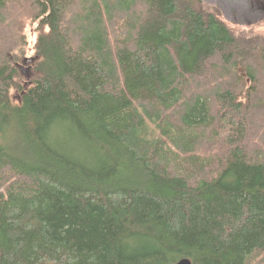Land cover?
I'll return each mask as SVG.
<instances>
[{"label": "trees", "instance_id": "trees-1", "mask_svg": "<svg viewBox=\"0 0 264 264\" xmlns=\"http://www.w3.org/2000/svg\"><path fill=\"white\" fill-rule=\"evenodd\" d=\"M183 258L264 264V35L198 0H0V264Z\"/></svg>", "mask_w": 264, "mask_h": 264}, {"label": "water", "instance_id": "water-1", "mask_svg": "<svg viewBox=\"0 0 264 264\" xmlns=\"http://www.w3.org/2000/svg\"><path fill=\"white\" fill-rule=\"evenodd\" d=\"M201 4L216 8L223 20L233 26L249 27L264 21V0H198ZM33 58L27 57L20 65L32 63ZM239 72L244 76L243 70ZM27 84V83H26ZM26 87V85H25ZM173 264H192L188 258L180 259Z\"/></svg>", "mask_w": 264, "mask_h": 264}, {"label": "rangeland", "instance_id": "rangeland-1", "mask_svg": "<svg viewBox=\"0 0 264 264\" xmlns=\"http://www.w3.org/2000/svg\"><path fill=\"white\" fill-rule=\"evenodd\" d=\"M237 27H244V26H237ZM250 29L254 32V33H258V34H263L264 35V21L256 24V25H253V26H249ZM34 37H35V34L33 31H31V29H28V38H29V42L30 44L32 45L33 41H34ZM27 57H31V55L27 56ZM26 57V58H27ZM25 59V58H24ZM22 64V63H20ZM30 63L26 64V65H19L18 68L19 70L22 72V74L24 75L25 77V81L26 83L29 81V79L32 77V72H31V69L29 67ZM239 68L242 69L241 66L238 65V71H239ZM24 70V71H23ZM243 70V69H242ZM14 94V92H13Z\"/></svg>", "mask_w": 264, "mask_h": 264}, {"label": "flooded vegetation", "instance_id": "flooded-vegetation-1", "mask_svg": "<svg viewBox=\"0 0 264 264\" xmlns=\"http://www.w3.org/2000/svg\"><path fill=\"white\" fill-rule=\"evenodd\" d=\"M24 71V70H23Z\"/></svg>", "mask_w": 264, "mask_h": 264}]
</instances>
